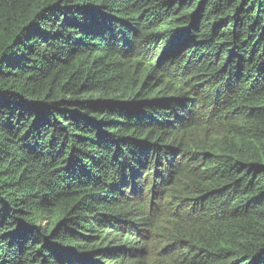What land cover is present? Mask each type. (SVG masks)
Returning <instances> with one entry per match:
<instances>
[{"label":"trees","instance_id":"obj_1","mask_svg":"<svg viewBox=\"0 0 264 264\" xmlns=\"http://www.w3.org/2000/svg\"><path fill=\"white\" fill-rule=\"evenodd\" d=\"M0 264H264V0H0Z\"/></svg>","mask_w":264,"mask_h":264}]
</instances>
